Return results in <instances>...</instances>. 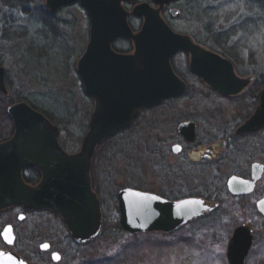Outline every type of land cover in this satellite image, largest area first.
Instances as JSON below:
<instances>
[{"label": "rangeland", "instance_id": "374dc122", "mask_svg": "<svg viewBox=\"0 0 264 264\" xmlns=\"http://www.w3.org/2000/svg\"><path fill=\"white\" fill-rule=\"evenodd\" d=\"M27 1L26 11L0 6V64L5 69L8 90V94L0 92V95L12 99L6 98V109L24 101L49 113L60 130V143L67 151H77L88 130L92 110L76 73V61L89 39V17L78 2L50 13L46 0ZM123 5L130 11L134 3ZM173 7L179 11V17L175 19L169 12L167 17L174 30L196 36L217 50L221 45L216 38L222 43L227 38L243 59L242 71L264 78V0H181ZM128 22L132 29L138 30L142 19L130 14ZM115 45L124 47L128 43L117 41ZM185 59L180 54L174 62L191 82L189 91L183 97L149 109L135 126L117 133L99 149L103 163L98 185L105 222L102 233L86 244H79L70 238L61 218L53 213L31 212L18 220L22 211L5 210L0 214V225L8 222L13 225L14 240L11 246L0 241V247L16 252L27 264H229L227 243L233 229L242 223L253 233L244 264H264V216L255 208V201L264 196V176L248 198L231 202L220 190V196L224 197L216 213L174 232L131 234L123 231L120 224L121 230L116 226L118 190L141 187L157 192L161 187L155 158L145 154L158 141L167 145L176 141L169 137L172 125L194 118L199 127L198 141L210 142L238 124L240 114L251 110L248 99L219 97L193 79L185 68ZM151 120L156 123L154 127L147 122ZM226 152L220 177L224 173L229 175L233 168L247 172L250 162L264 163V132L240 140ZM131 153L133 159L129 157ZM183 157L179 155L180 159ZM223 181L211 182L210 189L214 185L223 187ZM45 242L50 244V250H39V245ZM52 250L60 253L57 262L51 260Z\"/></svg>", "mask_w": 264, "mask_h": 264}, {"label": "water", "instance_id": "95a60500", "mask_svg": "<svg viewBox=\"0 0 264 264\" xmlns=\"http://www.w3.org/2000/svg\"><path fill=\"white\" fill-rule=\"evenodd\" d=\"M136 0H46L49 12L78 2L89 17V40L77 63L76 73L82 80L84 93L94 101V111L88 130L82 138L80 150L68 153L59 146V128L43 113L24 101L7 107L13 123V133L0 144V210L21 205L25 209L49 210L62 219L65 228L76 243L85 244L97 238L103 229L101 204L91 187L90 165L93 151L99 143L131 125L142 107H153L164 99L184 92V84L176 78L170 58L178 50L190 51V69L214 90L235 94L246 81L238 79L231 65L216 54L204 52L192 44L187 36L173 32L162 20L159 12L163 5L173 0H152L157 8L147 2H138L131 14L143 18L140 29L134 32L126 19L130 12L122 3ZM173 15H179L177 9ZM125 38L133 41L136 55H146L147 65L141 77L129 79L125 64L129 55H120L111 49L112 40ZM109 55V66H95L96 50ZM118 66L124 73L118 75ZM0 92L7 94L5 69L0 65ZM255 113L237 133L254 131L264 126V89L259 92ZM180 132L192 140V130L180 126ZM33 165L41 171L37 186L27 184L21 174L26 166ZM252 179L237 176L228 178L227 189L232 195L250 194L261 178L263 167L253 163ZM119 224L131 234L170 233L188 222L209 213L215 208L201 199L186 198L168 201L153 193L137 189L118 192ZM258 212L264 216V197L256 201ZM23 216H19V219ZM5 226L2 238L12 245L14 234ZM252 230L236 226L228 240L226 256L229 264H244L252 244ZM46 246V247H45ZM48 249L43 243L40 250ZM54 262L60 259L57 252L51 255ZM0 264H26L17 253L0 249Z\"/></svg>", "mask_w": 264, "mask_h": 264}, {"label": "flooded vegetation", "instance_id": "af4514ba", "mask_svg": "<svg viewBox=\"0 0 264 264\" xmlns=\"http://www.w3.org/2000/svg\"><path fill=\"white\" fill-rule=\"evenodd\" d=\"M180 1L181 0H173L162 6L159 12V15L162 18V20L168 25V27H170L173 30V32L183 35V36H187L189 40L192 42V44H194L195 46H198L205 53L211 52L219 56L221 59L227 61L229 65H231L234 75L238 79L244 80L246 82L242 84L243 86L239 89V92L235 94H224L218 90H214L211 87H209V85L202 78H200L197 74L191 71L189 66L191 62V56H193V54L190 51L178 50L174 54H172L171 57L169 58H170L171 68L174 74L177 76L176 78H178L185 86L184 92L178 96H173V97L164 99L156 106L140 108V110H138L139 112L137 114V117L133 121H131L132 122L131 125L121 130L120 132L122 131L127 132L128 130H130L133 126H135L138 123V120H140L141 117L145 115L147 111H149V109L155 108V107L157 108L166 101H170L173 99H177L179 97H183L189 91L191 82L188 81L187 78H184V75L182 74V72L178 70V68H176L177 66L174 62V59L176 58V56H179L180 54L186 57V59L184 60V65H185L186 70L189 72V74L192 76L193 79L197 80L198 82H201L204 86L208 88L210 92L216 93L219 97L227 98V99H239V98H243L246 100L248 99L250 102L251 110L247 114H240L241 118L238 121L239 122L238 124L231 126L230 130H225L223 135L218 137L216 140L210 141V142L208 141L199 142L198 141V128L199 127H198L197 120H195L194 118L192 119L186 118L178 122L177 125H172L170 129H168L170 131L169 137H171L172 139L176 138V141L172 143L171 145H167L166 144L167 142H164V141H160V142L158 141L155 143V145L151 149L149 148L150 150L148 151V153L145 154V155L148 154V156L150 155L155 158V164L158 167L157 171L160 177V182L162 184L160 185L161 187L157 190V192H152V191L150 192L141 187H135V188L124 187V188H121L120 190L126 189V188L137 189L143 192L153 193L157 197L171 201V202L181 200V199H186V198H197V199H201L205 204H210V205L215 206V208L211 210L209 213H206L194 219V220H197V219L204 218L206 216L216 213L221 208V199L224 196H227L231 202L240 200L241 198L244 199V198L250 197L254 193L256 189L255 187H257L258 183L263 179L264 163L258 160H254L250 162L249 170L247 172H242V171H239L233 168V170L229 173V175L228 174L225 175L224 173L223 178L220 177V174L222 171L221 169L222 161L225 160V158L227 157L226 150L228 149V147H230L231 145H237V143L242 139H245L251 136L252 137L258 136L260 133L264 132V126H263L254 131L242 133L241 135L240 133H237L238 128H240L241 125L246 123L252 117V115L255 113L257 109V106L259 103L258 94L261 90L264 89V78L259 79V75L256 77L255 75L251 73H245L242 71V68L240 66H242L241 62L243 63V59H241L240 54H238L239 53L238 50L236 51L233 44H230L229 42H227V38L225 39L223 43H222L223 40L221 41L219 37L216 38L215 40L216 43L221 45L219 49L217 50L215 48L208 47L207 43L204 40H200L196 36L174 30L171 27L170 19L167 17V12H169L171 16L177 19L179 16L178 15L174 16L172 13V10L175 9L173 5H175L176 3ZM142 2H147L151 5V7L157 8V5L154 4L152 0H146ZM141 19L143 22V18ZM138 30L133 29L134 32H137ZM117 41H127L128 45L124 47H118L115 45V42ZM111 49L117 54L127 55V56L129 55V59H128L129 62L125 64V67L128 70L127 75L129 76V79L135 80L137 75L141 77V74L145 72V66L147 65V62L145 59L146 55L144 54H139L138 56L136 55L137 49L134 46L132 40L125 39V38H116L112 40ZM98 50L99 49H97L96 50L97 52H95V54L93 55V64L95 66H106V65L109 66L110 62L106 61L109 59V55L105 52L101 53ZM83 53L84 52L82 51L81 55L78 57L76 61V66H77L78 61L82 57ZM116 73H118V75H121L122 73H124L123 67L118 66ZM81 86L83 88L82 83H81ZM83 93H84V89H83ZM84 94L89 98V100L91 101L90 103H92V110L90 113V116H91L92 112L94 111V101L86 93ZM147 122H149L153 127H154V124H156L155 121H152V120L147 121ZM182 125H186L187 129L192 130V135H193V138H191L192 140L190 139L188 140L186 138L187 137L186 134L180 132L179 129H180V126ZM117 133L115 135H117ZM167 139L168 138H163L162 140H167ZM2 142L3 141H0V144ZM103 143L105 142L103 141L95 147L92 158H91V164H89L90 165L89 175L91 177V187H92L93 192L96 194L95 196H97L99 200L100 198H99L98 185H99V179H101L102 177L101 173L103 172L102 170L103 163L102 161H100L101 158H99L100 154L98 153H99L100 147L104 145ZM60 146L66 152L70 154L76 153L80 150L79 148L77 151H67L66 148L63 146V144L60 143ZM146 147L147 146H144V148ZM179 155H184V157L180 159ZM129 157L130 159L134 158L132 153ZM168 158H170V162H168ZM181 161H188V163L184 164ZM253 163L261 164L263 167L261 178L258 181H256L253 191L250 194H246L244 196L243 195H240V196L232 195L227 189V182L229 180L228 178L232 176H237V177L244 178V179H252L251 178V175H252L251 165H253ZM21 174L23 178L24 176L28 178L29 181L26 183L29 184L30 186H37V184L41 181V177H42L40 169L33 165L26 166V168L24 167L21 170ZM224 179H225V182L223 181ZM217 180L224 182L223 187H220L221 185H214V187L211 190L210 189L211 182H214ZM163 181L171 182V184L170 185L164 184ZM222 189L224 191L223 197L220 196V190ZM118 192L120 191L118 190ZM256 201H255V207H256ZM100 203L102 205L101 200H100ZM5 210L22 211L18 213L17 219H19L20 215L23 216L24 218L26 213H31V212H50L52 213L49 210L25 209L21 205H13V206L7 207V209L4 208L0 210V214ZM256 211L258 212L257 208H256ZM194 220L188 222L186 225L193 222ZM241 224H238V225H241ZM5 226H10L11 227L10 231H12L13 225L10 222L5 224L3 227L0 225V241H2L5 245H7L2 238V231ZM12 233L14 234L13 231ZM42 244L43 243L39 245V250L41 249ZM7 246H11V245H7ZM0 249L11 251L10 249H5L2 247H0ZM48 250H50L49 243H48V249L44 251H48ZM53 252H57V251L52 250L51 255Z\"/></svg>", "mask_w": 264, "mask_h": 264}, {"label": "trees", "instance_id": "16d2710c", "mask_svg": "<svg viewBox=\"0 0 264 264\" xmlns=\"http://www.w3.org/2000/svg\"><path fill=\"white\" fill-rule=\"evenodd\" d=\"M26 4H28L27 0H0V6L2 5L4 7L9 8V9H17V10L26 11V9H27ZM6 98H8V97L0 95V141H4V140L8 139V137H10L13 133V123H12V120H11L10 116L8 115L6 107H5L7 105V99ZM9 100H12V99H9ZM20 100H24V99H20ZM20 100H16V101H20ZM11 103H12V101H11ZM30 105L32 106V104H30ZM32 107L36 108L35 106H32ZM36 109H38V108H36ZM38 110L41 111L43 114H45L52 121V117L50 116L49 113H47L44 110H40V109H38ZM109 140L110 139H107V141H109ZM107 141L105 140L104 142L107 143ZM24 180L26 182L29 181L26 176H24ZM104 224H105V222H104ZM116 226L118 227V230H121L119 227V223H117Z\"/></svg>", "mask_w": 264, "mask_h": 264}, {"label": "bare ground", "instance_id": "6f19581e", "mask_svg": "<svg viewBox=\"0 0 264 264\" xmlns=\"http://www.w3.org/2000/svg\"><path fill=\"white\" fill-rule=\"evenodd\" d=\"M125 3V2H124ZM122 5H123V3H122ZM123 7H124V5H123ZM125 8V7H124ZM126 9V8H125ZM132 9V8H131ZM128 11V10H127ZM130 12V14H131V10L129 11ZM129 14V15H130ZM132 15V14H131ZM127 20H128V17L126 18ZM89 40V39H88ZM88 43V42H87ZM87 45V44H86Z\"/></svg>", "mask_w": 264, "mask_h": 264}, {"label": "snow or ice", "instance_id": "6c2138e0", "mask_svg": "<svg viewBox=\"0 0 264 264\" xmlns=\"http://www.w3.org/2000/svg\"><path fill=\"white\" fill-rule=\"evenodd\" d=\"M46 247V246H45Z\"/></svg>", "mask_w": 264, "mask_h": 264}]
</instances>
